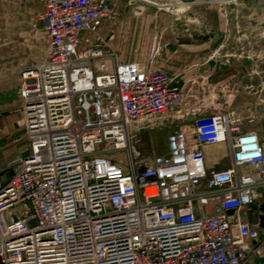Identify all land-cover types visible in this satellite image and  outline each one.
<instances>
[{"label":"built area","instance_id":"obj_1","mask_svg":"<svg viewBox=\"0 0 264 264\" xmlns=\"http://www.w3.org/2000/svg\"><path fill=\"white\" fill-rule=\"evenodd\" d=\"M120 1L43 0L46 51L20 72L26 151L0 171V264H254L264 234L242 214L264 197V146L226 112L164 154L131 146L187 109L178 82L96 34ZM220 142L230 166L209 171L200 147Z\"/></svg>","mask_w":264,"mask_h":264},{"label":"rangeland","instance_id":"obj_2","mask_svg":"<svg viewBox=\"0 0 264 264\" xmlns=\"http://www.w3.org/2000/svg\"><path fill=\"white\" fill-rule=\"evenodd\" d=\"M119 3L113 5L110 18L96 34L105 39L120 60H145L151 68L180 84L187 111L178 122L179 127L190 126L200 113L212 112L229 113L241 119L244 127L256 125V107L264 98L262 6L246 5L240 0ZM43 12V0H0L1 60L20 62L19 85L21 69L42 59L46 51L48 36ZM90 34L85 36H96ZM17 89L19 94V86ZM20 125L22 142L26 144L21 117ZM169 125L173 126L167 124L150 133H140L131 146L141 153L148 152L151 146L157 154L166 153L164 136L168 129L164 127ZM21 136L15 139L19 141ZM19 145L9 154L0 149V171L5 170L4 163L10 155L25 153L26 148L20 151ZM217 158L213 155L212 159Z\"/></svg>","mask_w":264,"mask_h":264},{"label":"crops","instance_id":"obj_3","mask_svg":"<svg viewBox=\"0 0 264 264\" xmlns=\"http://www.w3.org/2000/svg\"><path fill=\"white\" fill-rule=\"evenodd\" d=\"M117 5H120V3ZM105 24L106 23L104 21L101 29ZM109 36H111L112 39L114 38L113 35ZM1 59L2 55H0V149L3 150V152L6 151V153L9 154V152L11 153V151H14V149H16L15 146H17L18 143H20V151H23L26 147V144L22 142V129L20 125L21 115L18 110V101L20 100L18 99L19 94L17 87L19 86V77L17 71L20 67V62L15 60L2 61ZM137 62L141 63L144 66H150V64L146 63L145 60ZM254 116L256 118V125L253 128L250 126L244 127V130L254 131L258 135L260 142L264 146V98L259 100ZM164 128L168 129L166 134L167 136H164L165 140L163 139L165 141L166 150L168 139L171 135H177L178 133L183 132L184 135L187 136L192 132V124L190 126L185 124V127L181 128L179 127L178 123H173L172 127L171 125H169L168 127ZM20 136V140L17 141L15 138ZM200 148L204 155V164L207 170H222L229 168L230 152L228 146L225 143L220 142L213 145H203ZM213 155L218 156V160L214 161V159H212ZM12 156L13 155H10L8 158ZM8 158L5 161H7ZM263 203L264 197L260 198L256 202L255 207L257 208V210ZM252 213L254 214L253 216L251 215ZM259 214L260 211H257L244 213L242 214V216L251 226H259ZM260 231L262 232V234H264V228L260 229Z\"/></svg>","mask_w":264,"mask_h":264},{"label":"water","instance_id":"obj_4","mask_svg":"<svg viewBox=\"0 0 264 264\" xmlns=\"http://www.w3.org/2000/svg\"><path fill=\"white\" fill-rule=\"evenodd\" d=\"M243 3L248 4L249 0H241ZM253 1H257V0H253ZM260 211L259 214V227H261L262 229L264 228V203L261 204V206L259 207V209L257 210V208H255L254 212ZM255 264H264V251L263 253L258 256L255 259Z\"/></svg>","mask_w":264,"mask_h":264},{"label":"bare ground","instance_id":"obj_5","mask_svg":"<svg viewBox=\"0 0 264 264\" xmlns=\"http://www.w3.org/2000/svg\"><path fill=\"white\" fill-rule=\"evenodd\" d=\"M53 102V99L45 100L44 98H42L40 104L46 108H51L55 106Z\"/></svg>","mask_w":264,"mask_h":264},{"label":"flooded vegetation","instance_id":"obj_6","mask_svg":"<svg viewBox=\"0 0 264 264\" xmlns=\"http://www.w3.org/2000/svg\"><path fill=\"white\" fill-rule=\"evenodd\" d=\"M241 1V0H240ZM245 4V3H244ZM250 4H257L260 5L264 8V0H257V1H253V0H249V3L246 5H250ZM255 210V209H254ZM254 212V211H253ZM258 224H259V216H258ZM260 229H262L261 227H259Z\"/></svg>","mask_w":264,"mask_h":264}]
</instances>
